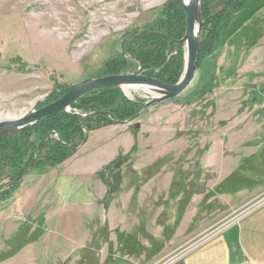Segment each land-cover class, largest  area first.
I'll use <instances>...</instances> for the list:
<instances>
[{
  "label": "rangeland",
  "instance_id": "rangeland-1",
  "mask_svg": "<svg viewBox=\"0 0 264 264\" xmlns=\"http://www.w3.org/2000/svg\"><path fill=\"white\" fill-rule=\"evenodd\" d=\"M200 19L179 96L101 88L61 111L67 145L40 120L0 150V264H173L264 205V0H201ZM185 35L178 0H0V121L90 78L175 85ZM104 89L132 113L93 111Z\"/></svg>",
  "mask_w": 264,
  "mask_h": 264
},
{
  "label": "water",
  "instance_id": "water-1",
  "mask_svg": "<svg viewBox=\"0 0 264 264\" xmlns=\"http://www.w3.org/2000/svg\"><path fill=\"white\" fill-rule=\"evenodd\" d=\"M178 1L186 13V35L178 42L187 43L188 45L187 67L185 74L179 83L171 85L154 78L137 74L111 75L83 80L75 85L70 86L69 88L62 90V95L58 99L38 110H34L28 115H23L15 119L0 121V138L15 131L27 128L55 113L67 110L72 104H74L87 93L101 88L122 86L123 84L128 83H147L164 93L160 97H154L152 101L147 103V106H151L154 103H159L179 96L191 84L195 77L202 28L200 19L201 0H193L189 5H186L184 0ZM196 23H198L197 32ZM57 93H59V91H54L51 95ZM98 113L108 115L112 119L115 118L110 112L102 111Z\"/></svg>",
  "mask_w": 264,
  "mask_h": 264
},
{
  "label": "crops",
  "instance_id": "crops-1",
  "mask_svg": "<svg viewBox=\"0 0 264 264\" xmlns=\"http://www.w3.org/2000/svg\"><path fill=\"white\" fill-rule=\"evenodd\" d=\"M173 264H264V205Z\"/></svg>",
  "mask_w": 264,
  "mask_h": 264
},
{
  "label": "trees",
  "instance_id": "trees-1",
  "mask_svg": "<svg viewBox=\"0 0 264 264\" xmlns=\"http://www.w3.org/2000/svg\"><path fill=\"white\" fill-rule=\"evenodd\" d=\"M108 89H104L101 93L98 94V97L100 99H104L106 98L105 101L103 102H98V105L95 104V107L93 108V111H108L111 112L112 114H114L115 119L117 118H124L128 115H130L132 113V109L130 108V106H128L126 103L127 101H124V103L119 102L117 107V104L112 103L110 104V101L113 99L114 97L112 96V98L110 96H105ZM58 97V96H56ZM83 99L80 100V102H82ZM100 103V104H99ZM104 119H107L110 121V117L108 116H100ZM91 119V118H89ZM51 120H53L51 122ZM46 121H48V123H46L45 125H43L42 123H45ZM78 124V125H76ZM42 125V126H41ZM76 125V126H75ZM56 127V129L59 130L60 135H61V142H63L64 144H68L69 141H71L73 139V135L71 133L70 130L74 129V132H76V129L78 128V126H80V118L78 116H72V115H68L64 112H58L55 113L47 118H45L44 120H42L38 125H36V132H38L40 129V127L44 128V129H49V131L52 129V127ZM34 130V126L32 128H27L21 132H17V133H13L10 135H6L0 138V150L3 152H5L6 148H10L11 150H16L17 152L19 150H22L23 147H25V144L28 143V136H29V132H33ZM45 130H43L44 132ZM48 132H44V137L47 136ZM58 142L57 143V148L58 150L61 149H66L67 147L64 146L63 143ZM12 159V158H11ZM14 161L19 162L17 160L14 159Z\"/></svg>",
  "mask_w": 264,
  "mask_h": 264
},
{
  "label": "bare ground",
  "instance_id": "bare-ground-1",
  "mask_svg": "<svg viewBox=\"0 0 264 264\" xmlns=\"http://www.w3.org/2000/svg\"><path fill=\"white\" fill-rule=\"evenodd\" d=\"M193 0H184V3L186 5H189ZM198 29V23H196V32ZM187 46V44H186ZM187 57H188V49H187ZM122 87L129 92L131 89L134 90H142L147 94L152 95L153 97L157 98L162 96L164 93L161 92L159 89H157L156 87H153L147 83H128V84H123Z\"/></svg>",
  "mask_w": 264,
  "mask_h": 264
}]
</instances>
